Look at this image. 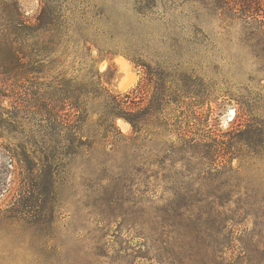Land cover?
<instances>
[{
	"label": "rangeland",
	"instance_id": "1",
	"mask_svg": "<svg viewBox=\"0 0 264 264\" xmlns=\"http://www.w3.org/2000/svg\"><path fill=\"white\" fill-rule=\"evenodd\" d=\"M17 1L31 21L42 5L68 17L67 54L47 81L94 78L137 101L148 83L139 59L166 97L138 135L122 119L118 131L99 128L86 101L81 136L72 137L35 132L36 121L11 106L22 90L0 77V264H157L159 237L220 222L236 247L252 231L264 241V161L236 143L224 170L226 161L199 179L201 152L184 149L205 132L220 138L244 121L264 123V42L233 10L214 0ZM119 57L137 79L124 92L114 88Z\"/></svg>",
	"mask_w": 264,
	"mask_h": 264
},
{
	"label": "trees",
	"instance_id": "2",
	"mask_svg": "<svg viewBox=\"0 0 264 264\" xmlns=\"http://www.w3.org/2000/svg\"><path fill=\"white\" fill-rule=\"evenodd\" d=\"M0 4V77L11 80V91L22 90L11 94V106L24 109L36 121L35 132L47 128L58 134L67 131L72 137L81 136L86 120V101L95 105L98 127L107 132L110 129L118 131L115 121L122 119L138 135L152 116L160 115L166 96L163 91L153 90L150 86L156 74L139 59H133V62L146 68L148 83L139 87L145 98L137 101L128 93H110L94 78L75 82L62 76L47 81L44 76L56 69L61 57L67 54V44L72 37L68 17L60 5H42L31 21L17 0H2ZM214 4L224 11L233 10L246 24L249 34L264 42V0H214ZM60 75L63 74L57 76ZM66 107L73 111L63 113ZM42 120L46 121L45 125ZM205 134L189 142L179 137L181 142H187L184 149L201 152L197 164L199 179L205 174L219 173L210 168L205 171V168L226 161L222 165L224 170L233 159L230 148L236 143L245 146L249 159L264 161L262 122L244 121L222 133L220 138H212L208 132ZM226 229L227 224L220 222L217 228L205 227L189 233L161 236L153 245L154 259L157 264H264V241L259 232L244 233L242 245L236 247Z\"/></svg>",
	"mask_w": 264,
	"mask_h": 264
},
{
	"label": "bare ground",
	"instance_id": "3",
	"mask_svg": "<svg viewBox=\"0 0 264 264\" xmlns=\"http://www.w3.org/2000/svg\"><path fill=\"white\" fill-rule=\"evenodd\" d=\"M116 61L119 65L120 69L122 70L123 75H122L121 79L118 80V87L115 89L119 92H124V91H127L130 88H132L134 86V84L136 83L137 79H136V76L133 73L132 69L130 68L128 62L125 59H123L122 57H119V58H117ZM104 66L105 65L102 64L101 68H104ZM119 124H121V123H119Z\"/></svg>",
	"mask_w": 264,
	"mask_h": 264
},
{
	"label": "water",
	"instance_id": "4",
	"mask_svg": "<svg viewBox=\"0 0 264 264\" xmlns=\"http://www.w3.org/2000/svg\"><path fill=\"white\" fill-rule=\"evenodd\" d=\"M118 87V81L115 83L114 88Z\"/></svg>",
	"mask_w": 264,
	"mask_h": 264
}]
</instances>
